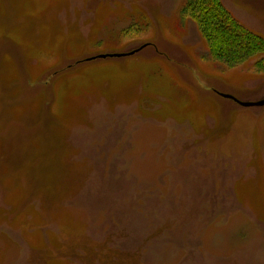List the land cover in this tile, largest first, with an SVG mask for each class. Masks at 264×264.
I'll return each instance as SVG.
<instances>
[{
  "label": "rangeland",
  "instance_id": "rangeland-1",
  "mask_svg": "<svg viewBox=\"0 0 264 264\" xmlns=\"http://www.w3.org/2000/svg\"><path fill=\"white\" fill-rule=\"evenodd\" d=\"M187 4L0 0V264H264V106L222 96L264 98V51L217 59Z\"/></svg>",
  "mask_w": 264,
  "mask_h": 264
},
{
  "label": "trees",
  "instance_id": "trees-1",
  "mask_svg": "<svg viewBox=\"0 0 264 264\" xmlns=\"http://www.w3.org/2000/svg\"><path fill=\"white\" fill-rule=\"evenodd\" d=\"M184 13L197 23L213 55L228 65L264 51L263 38L237 22L220 0H188Z\"/></svg>",
  "mask_w": 264,
  "mask_h": 264
},
{
  "label": "water",
  "instance_id": "water-1",
  "mask_svg": "<svg viewBox=\"0 0 264 264\" xmlns=\"http://www.w3.org/2000/svg\"><path fill=\"white\" fill-rule=\"evenodd\" d=\"M147 45H143L138 49H135L133 51H130L128 53H113V54H102V55H98L96 57H92L89 58L88 61L90 60H95V59H106V58H120V57H125V56H129V55H134L138 52H140L141 50H143ZM223 97L232 99L236 102H238L239 104L243 105V106H264V98L256 101V102H251V101H241L239 100L236 96H234L233 94H229V93H222Z\"/></svg>",
  "mask_w": 264,
  "mask_h": 264
}]
</instances>
